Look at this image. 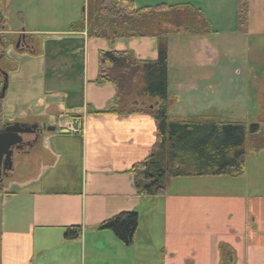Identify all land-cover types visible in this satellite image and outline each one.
Returning a JSON list of instances; mask_svg holds the SVG:
<instances>
[{
  "label": "crops",
  "instance_id": "obj_1",
  "mask_svg": "<svg viewBox=\"0 0 264 264\" xmlns=\"http://www.w3.org/2000/svg\"><path fill=\"white\" fill-rule=\"evenodd\" d=\"M87 1L7 0L8 6L4 5L0 40L18 34L31 41L41 37L55 40L47 51L38 52L33 46L31 53L18 57L17 65L4 64L10 67L9 78L21 86L22 81L32 82L33 66L52 65L47 72L50 91L43 97V107L55 126L33 118L25 121L40 122L43 139L50 133L48 128L58 127L63 119L67 124L78 118L81 132L47 137L46 143H39L44 142L41 148L34 146L15 163L13 184L0 192V264H264V193L257 188L253 174L244 179L247 166L238 178L174 179L163 197L138 195L130 171L149 156L156 140V122L144 114H98L107 110L116 96L114 86L96 83L98 55L100 51H131L139 60L154 61L158 59L157 40H119L111 45L89 38L86 31L73 32L71 27L87 12ZM132 1L138 8L191 4L206 16L212 33L174 34L168 42V84L175 100L172 117L197 114L182 107L186 97L180 92L188 87L200 90L198 83L207 66L204 59L216 56L214 65L208 66L218 73L217 54H205L207 46H193L187 52L193 54L191 61L179 63L183 73L174 78L170 45L173 37L183 42L233 35L237 42L245 36L236 31L237 0ZM251 23L250 7L249 28ZM56 79L62 85L54 86ZM7 97L5 94L4 112ZM31 98L35 102L40 97L34 94ZM208 102L206 107V103L200 105L189 98L186 106L206 112L220 105ZM145 103L149 105L148 100ZM134 211L140 217L132 248L111 231L99 229L116 215ZM71 226L82 228L81 239H64Z\"/></svg>",
  "mask_w": 264,
  "mask_h": 264
},
{
  "label": "trees",
  "instance_id": "obj_2",
  "mask_svg": "<svg viewBox=\"0 0 264 264\" xmlns=\"http://www.w3.org/2000/svg\"><path fill=\"white\" fill-rule=\"evenodd\" d=\"M236 12V31L246 35L250 0H237ZM71 29L86 31L89 38L103 39L111 45L119 40H157L158 59L154 61L139 60L131 51H100L98 55L96 83L110 84L116 89L113 104L98 114H144L156 122V140L149 156L130 171L138 195L163 197L174 179L241 177L247 166L246 146L250 144L256 152L264 150V117L254 123L234 122L225 120L214 109L172 117L175 100L168 84L169 37L212 33L201 10L191 4L138 8L132 0H88L86 14ZM5 119L4 98H0V125ZM139 217L137 211L121 213L102 223L99 229L111 231L132 248ZM82 233L80 226H71L64 239L79 240Z\"/></svg>",
  "mask_w": 264,
  "mask_h": 264
},
{
  "label": "rangeland",
  "instance_id": "obj_3",
  "mask_svg": "<svg viewBox=\"0 0 264 264\" xmlns=\"http://www.w3.org/2000/svg\"><path fill=\"white\" fill-rule=\"evenodd\" d=\"M2 5L7 7V0H3ZM222 7L225 6L223 5ZM250 7L252 23L250 24L249 33L238 39L237 42H234L233 35L221 36L217 39L214 36H210L204 41H200L201 39L197 37L183 42L179 41L181 40L179 37H173L170 51H172L171 64L175 66L172 69L174 78L182 76L183 71L179 69L178 65L179 63L185 64L191 61L193 54H187V52L189 49V51H192L194 47L207 46L209 50H205L204 53L217 54V60L220 63L217 73L216 69L211 68V65L208 66V64L214 65L213 62L216 61V56L211 59L205 57L204 64L207 66L203 68L205 77L198 83L200 90L188 87V91L180 92L181 96L186 97L184 99L185 104L182 107L189 113L200 112L198 107L192 110L191 107L186 106L190 98L199 102L198 104L200 105L206 103V107L209 104L208 101L219 102V107L215 108L214 111L221 114L225 120L254 123L264 117V1L251 0ZM53 41L55 40H52L51 37H41L32 41V44L36 45H33L36 51L42 52L50 49L53 46ZM190 42H193L194 45ZM77 56L80 60L82 53L77 54ZM17 60L20 59L17 57ZM76 63L79 64L78 62ZM49 69H52V65H47L45 62L33 66L30 76L32 82L28 84L26 81H22V86L18 84L19 81L8 78L6 90L8 97L5 103L6 118L12 122H23L26 119L33 118L39 121L45 120L46 125L52 123L51 125L55 126L54 118L53 120L49 119L51 116L43 107V97L48 95L50 91L47 90L49 79L47 72ZM59 84L58 79H56L54 86ZM176 85L179 86L178 81H176ZM34 94L40 97L35 102L31 98ZM36 103H39V105L36 106ZM182 109L180 108L179 111H182L183 114L185 112ZM55 116L61 117V114L56 113ZM62 118L65 117L62 116ZM62 123L61 125L66 124L64 119ZM38 124L40 125V122ZM53 135L62 136L58 130L56 132H47L45 143L47 142V137H53ZM42 144L44 142L36 146L35 149L41 148ZM246 155L248 171H246L244 179L248 180L250 178L249 174H253L254 180L258 181L257 188L264 193V150L256 152L248 144L246 146Z\"/></svg>",
  "mask_w": 264,
  "mask_h": 264
},
{
  "label": "flooded vegetation",
  "instance_id": "obj_4",
  "mask_svg": "<svg viewBox=\"0 0 264 264\" xmlns=\"http://www.w3.org/2000/svg\"><path fill=\"white\" fill-rule=\"evenodd\" d=\"M32 49H33V45L30 42V39L25 36L17 35L13 38H2L0 40V54H5V55H0V73L3 71L8 72L10 70V67L4 65L5 61L7 60L15 61L17 57H24L27 54L31 53ZM7 125L9 126L12 124H9V122L6 121V124L0 125V128L2 129L6 128ZM43 134H44L43 128L39 127V129L36 131L35 137L32 136L31 139H27L23 141L21 147L18 150L16 149V151L14 150L15 163L18 161L20 157L23 158L25 155H27L28 152L34 146H37L41 141L44 140L46 141V139H43L44 138ZM13 167L11 171L3 172V177L2 180L0 181V192H3L6 188H8L13 184V180H12Z\"/></svg>",
  "mask_w": 264,
  "mask_h": 264
},
{
  "label": "water",
  "instance_id": "obj_5",
  "mask_svg": "<svg viewBox=\"0 0 264 264\" xmlns=\"http://www.w3.org/2000/svg\"><path fill=\"white\" fill-rule=\"evenodd\" d=\"M1 74L4 76V85L0 97H3L7 89L8 75L5 72ZM39 127L38 123H14L0 129V181L2 180L3 172L11 171L14 166L16 149L18 150L21 147L23 141L31 139L32 136L35 137ZM54 130L55 128H48V131Z\"/></svg>",
  "mask_w": 264,
  "mask_h": 264
},
{
  "label": "built area",
  "instance_id": "obj_6",
  "mask_svg": "<svg viewBox=\"0 0 264 264\" xmlns=\"http://www.w3.org/2000/svg\"><path fill=\"white\" fill-rule=\"evenodd\" d=\"M78 125L77 121L71 122L68 126L63 127L62 130L63 131H68L71 133H77L78 130L76 129V126Z\"/></svg>",
  "mask_w": 264,
  "mask_h": 264
}]
</instances>
